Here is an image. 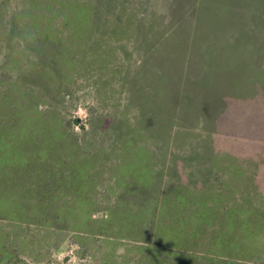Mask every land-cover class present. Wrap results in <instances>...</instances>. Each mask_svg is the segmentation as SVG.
<instances>
[{"label":"rangeland","instance_id":"1","mask_svg":"<svg viewBox=\"0 0 264 264\" xmlns=\"http://www.w3.org/2000/svg\"><path fill=\"white\" fill-rule=\"evenodd\" d=\"M0 264H264V0H0Z\"/></svg>","mask_w":264,"mask_h":264},{"label":"crops","instance_id":"2","mask_svg":"<svg viewBox=\"0 0 264 264\" xmlns=\"http://www.w3.org/2000/svg\"><path fill=\"white\" fill-rule=\"evenodd\" d=\"M210 251L212 252V254H217V255L222 256L224 258H230V259H236V260L240 259V257H239L240 251L235 250V248L232 249L231 247H229L226 249H224V248L218 249V248L214 247V248H211ZM255 251L259 252L257 246H255ZM252 260H255V258L252 257V258L248 259L249 262H251Z\"/></svg>","mask_w":264,"mask_h":264},{"label":"trees","instance_id":"3","mask_svg":"<svg viewBox=\"0 0 264 264\" xmlns=\"http://www.w3.org/2000/svg\"><path fill=\"white\" fill-rule=\"evenodd\" d=\"M172 55V54H171ZM216 259V258H215ZM219 261H223V262H225V263H227V262H230L228 259H225V258H221V259H219Z\"/></svg>","mask_w":264,"mask_h":264}]
</instances>
